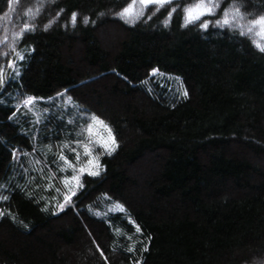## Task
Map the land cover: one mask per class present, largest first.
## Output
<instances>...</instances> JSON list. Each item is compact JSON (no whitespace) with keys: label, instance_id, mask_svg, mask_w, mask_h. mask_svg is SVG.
Segmentation results:
<instances>
[{"label":"trees","instance_id":"trees-1","mask_svg":"<svg viewBox=\"0 0 264 264\" xmlns=\"http://www.w3.org/2000/svg\"><path fill=\"white\" fill-rule=\"evenodd\" d=\"M134 1L0 0V264H264V0Z\"/></svg>","mask_w":264,"mask_h":264},{"label":"snow or ice","instance_id":"snow-or-ice-1","mask_svg":"<svg viewBox=\"0 0 264 264\" xmlns=\"http://www.w3.org/2000/svg\"><path fill=\"white\" fill-rule=\"evenodd\" d=\"M167 2H169V0H141V3L142 4H145V5L150 4V3H157V4H160L162 6L164 3H167ZM199 9H204L208 14H211L212 11H213L212 7L205 8V6L203 4L197 5V10H199ZM174 10L175 9H172V11H174ZM131 12H132V8H128V9L125 10L124 13H121V15L122 16L123 15H128ZM201 14H203V13H201ZM235 14L236 15H239V11L237 10V12ZM227 15H228V13H225V17L226 18L223 20V24H228L229 23V20L227 19ZM198 18H199V16H195V17L193 16V10H191V9L188 10V17H187V19L189 21L192 20V19H198ZM72 21H73V23L76 22V15L74 13L72 15ZM255 23L256 24H259V25H264V18H261V19L257 20ZM202 27H204L206 29L208 27V23L207 22L203 23L202 24ZM248 30L251 31V28H249ZM257 47H259L261 49V51L264 52V46H261V45L258 44ZM21 59H23V57H21ZM10 67H13L14 68L15 65L14 64L13 65H10ZM153 75H155V72L153 73ZM3 85H4L3 75L0 74V87H3ZM184 95L187 96V92H185ZM33 104H34L33 98H28L27 100H25L23 107H26L27 108V107H29V106H31ZM93 120H94L95 124H101V125H103V121L99 120L98 118L93 117ZM103 126L105 128H107V125H103ZM87 131L91 132L92 131V128L91 127L88 128ZM101 146L108 152L109 155L112 152H114L115 149L118 147V144L116 143V139H115V137L111 133V129H108V140L105 141ZM84 148H85V154L86 155H91V151L87 147V145H84ZM59 159L60 160H63L67 164L68 167H73L72 164H71V162L68 161L65 156L60 155L59 156ZM89 163H90V165H93V168L95 170H93V168H89L87 170V175H89V176H99L100 175V171H99V167L100 166H99L98 162H96L95 160H93V161H90ZM85 171H86L85 168H80L79 169V172L80 173H85ZM73 180L75 181V185H76V188L77 189L83 187V184L80 181V176H78V175L77 176H74L73 177ZM71 183H72V181H69V180H65L64 181V184L66 186L67 185H70ZM76 194H77L76 190L73 189L72 187H69L67 194L64 196V203L58 204L57 207L60 208L61 210H63L64 205L65 204H70L72 202L73 197L76 196ZM7 198H8L7 196L0 195V200H7ZM117 207H119V209H120L121 212H124L125 211V209L122 206H117ZM3 215H5V213L2 212V211H0V216H3ZM136 231L139 232L140 231V228L137 227L136 228ZM133 250L134 249H132V248H129L128 249V251H133ZM147 250H148L147 247H145L144 248V251H147ZM101 255L103 256V252H101ZM137 264H142V262L137 261Z\"/></svg>","mask_w":264,"mask_h":264},{"label":"rangeland","instance_id":"rangeland-1","mask_svg":"<svg viewBox=\"0 0 264 264\" xmlns=\"http://www.w3.org/2000/svg\"><path fill=\"white\" fill-rule=\"evenodd\" d=\"M49 1H52L54 2L55 0H49ZM172 1V0H169V2ZM150 4H157V3H150ZM150 4H142L141 3V0H135L128 8H132V12L128 15H124L125 19L128 20V21H134L138 16H139V13L140 11L150 5ZM205 8H207L205 6ZM193 10V16H199L202 17L206 14H208L204 9H199L197 10V5H194V6H191L188 10ZM188 10H187V14H186V17H188ZM125 12V11H124ZM203 13V14H201ZM113 14H111L109 16V19L113 20ZM105 17H103L104 19ZM108 18V17H107ZM194 20V19H192ZM264 29V27H262ZM2 32V31H1ZM0 32V37L2 36V33ZM117 32V31H116ZM119 34V32H117ZM115 33V34H117ZM107 35V34H105ZM108 36H111V35H108ZM260 37L264 40V31L261 29L260 30ZM65 103H67L68 105L72 106L73 103L71 101V99L69 97H65ZM100 120V119H99ZM103 125H107L105 122H103ZM103 125L101 124H95L94 120H93V117L91 119V124L89 125L88 128H92V131L89 132L87 131L88 133V140L86 142L85 145H87V147L90 149L91 151V155H86L85 154V148H83V152L81 155H79V164H76L75 162H71L72 166L71 167L75 173L72 177H70L68 180L69 181H72V183L70 185L73 186V189L77 190L76 188V185H75V181L73 180V177L74 176H80V181L82 179V177L84 175L87 174V170L89 168H93V165H90V161H93L95 160L96 162H98L99 164V171H101V164H100V158H101V155L106 151L101 145L108 140V129H110V127L107 125V128H105ZM111 133H112V130H111ZM112 135L114 136V134L112 133ZM80 168H85L86 171L85 173H80L79 172V169ZM93 170H95L93 168Z\"/></svg>","mask_w":264,"mask_h":264},{"label":"clouds","instance_id":"clouds-1","mask_svg":"<svg viewBox=\"0 0 264 264\" xmlns=\"http://www.w3.org/2000/svg\"><path fill=\"white\" fill-rule=\"evenodd\" d=\"M75 14V13H74ZM76 15V14H75ZM262 18H264V17H262ZM84 23H85V25H87V23H88V20L87 19H85L84 20ZM164 23H165V25H167L168 24V21L166 20V21H164ZM260 51H261V49H260Z\"/></svg>","mask_w":264,"mask_h":264}]
</instances>
